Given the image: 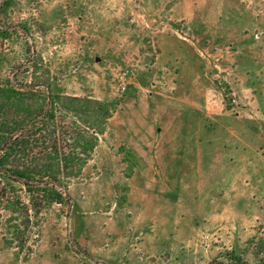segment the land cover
I'll list each match as a JSON object with an SVG mask.
<instances>
[{
  "label": "rangeland",
  "instance_id": "1",
  "mask_svg": "<svg viewBox=\"0 0 264 264\" xmlns=\"http://www.w3.org/2000/svg\"><path fill=\"white\" fill-rule=\"evenodd\" d=\"M2 89L112 113L0 264H264V0H0Z\"/></svg>",
  "mask_w": 264,
  "mask_h": 264
},
{
  "label": "trees",
  "instance_id": "2",
  "mask_svg": "<svg viewBox=\"0 0 264 264\" xmlns=\"http://www.w3.org/2000/svg\"><path fill=\"white\" fill-rule=\"evenodd\" d=\"M111 113L99 101L0 90V225L7 247L30 251L43 214L69 204L68 186L92 160Z\"/></svg>",
  "mask_w": 264,
  "mask_h": 264
},
{
  "label": "built area",
  "instance_id": "3",
  "mask_svg": "<svg viewBox=\"0 0 264 264\" xmlns=\"http://www.w3.org/2000/svg\"><path fill=\"white\" fill-rule=\"evenodd\" d=\"M236 104H237L236 100L234 98H232V99H230V101H228V104L226 106H230L231 108H234L236 106Z\"/></svg>",
  "mask_w": 264,
  "mask_h": 264
}]
</instances>
